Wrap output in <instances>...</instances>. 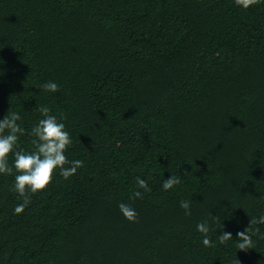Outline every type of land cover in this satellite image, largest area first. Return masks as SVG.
Segmentation results:
<instances>
[{"label":"trees","instance_id":"trees-1","mask_svg":"<svg viewBox=\"0 0 264 264\" xmlns=\"http://www.w3.org/2000/svg\"><path fill=\"white\" fill-rule=\"evenodd\" d=\"M41 106L83 166L67 180L57 168L19 214L17 173L0 174V264H264V224L237 247L264 215V0H0V120L21 117L16 150H35Z\"/></svg>","mask_w":264,"mask_h":264},{"label":"clouds","instance_id":"clouds-1","mask_svg":"<svg viewBox=\"0 0 264 264\" xmlns=\"http://www.w3.org/2000/svg\"><path fill=\"white\" fill-rule=\"evenodd\" d=\"M258 3L260 0H235V4L244 9ZM41 87L48 92L59 90V85L51 81ZM38 111L44 118L40 119L31 130V135L34 137L32 144L35 150L30 153L16 150L18 134L24 133V129L17 123L21 119L19 114L11 112L0 120V174L11 175L15 169L17 174L13 190L18 193L19 197H23V202L14 209L16 214L22 213L30 203L27 192L36 193L44 190L51 182L57 168L60 169V175L67 180L76 173L78 168L83 166L82 161H69L65 155L68 146L72 144L70 134L65 130V124L59 122L55 115H51L47 106H41ZM61 119H66V117L62 115ZM5 130H7V134H5ZM9 154H14L11 166L8 161ZM65 165L70 166L65 167ZM136 182L139 189L151 191L145 180L137 177ZM180 183V177L171 175L170 178L164 180L162 188L168 191ZM142 198V192L139 190L134 191L130 197L132 200ZM118 207L129 222H136L138 213L130 204L120 203ZM180 207L185 210V215H191L190 201H180ZM257 224H264V215L259 218L251 217L249 226L244 231L237 233L239 250L245 251L252 247L251 227ZM197 231L204 235L203 244L206 247L212 246V242L207 236L209 228L205 222L197 224ZM218 239L221 244L226 243L232 239V234L225 232L219 235ZM237 264H240L239 260H237Z\"/></svg>","mask_w":264,"mask_h":264}]
</instances>
